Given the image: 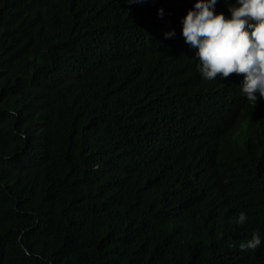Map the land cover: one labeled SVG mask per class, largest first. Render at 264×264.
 <instances>
[{
    "label": "trees",
    "instance_id": "1",
    "mask_svg": "<svg viewBox=\"0 0 264 264\" xmlns=\"http://www.w3.org/2000/svg\"><path fill=\"white\" fill-rule=\"evenodd\" d=\"M193 4L0 0V264H264V105Z\"/></svg>",
    "mask_w": 264,
    "mask_h": 264
},
{
    "label": "clouds",
    "instance_id": "2",
    "mask_svg": "<svg viewBox=\"0 0 264 264\" xmlns=\"http://www.w3.org/2000/svg\"><path fill=\"white\" fill-rule=\"evenodd\" d=\"M144 0H128L129 4ZM194 9L182 18L185 43L198 49L195 58L205 79L234 74L242 96L264 105V0H193ZM163 9L159 15L163 17ZM175 31L165 33L171 38ZM240 212L237 223L244 225ZM261 245L258 232L239 244L241 251H255Z\"/></svg>",
    "mask_w": 264,
    "mask_h": 264
}]
</instances>
